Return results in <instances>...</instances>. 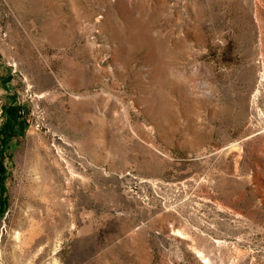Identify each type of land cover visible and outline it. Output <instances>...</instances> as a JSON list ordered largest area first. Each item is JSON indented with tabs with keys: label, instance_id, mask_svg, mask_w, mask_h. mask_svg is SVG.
<instances>
[{
	"label": "rangeland",
	"instance_id": "rangeland-1",
	"mask_svg": "<svg viewBox=\"0 0 264 264\" xmlns=\"http://www.w3.org/2000/svg\"><path fill=\"white\" fill-rule=\"evenodd\" d=\"M0 264H264V0H0Z\"/></svg>",
	"mask_w": 264,
	"mask_h": 264
},
{
	"label": "bare ground",
	"instance_id": "bare-ground-1",
	"mask_svg": "<svg viewBox=\"0 0 264 264\" xmlns=\"http://www.w3.org/2000/svg\"><path fill=\"white\" fill-rule=\"evenodd\" d=\"M175 76H176V78L178 79V80H183V77H184V75H183V73L181 72V71H177L176 73H175ZM105 123V122H104ZM103 124V123H102ZM106 126V125H105ZM37 228V229H36ZM35 229H36V232H34L36 235H37V233H39L38 231H39V227H35ZM41 230V229H40ZM30 231V230H29ZM40 235V234H39ZM30 236L31 237H29L27 240H25V238H24V241H23V246H24V250H25V248L28 246V245H30V242H33V241H31L32 239H33V237H34V234H30ZM32 244V243H31ZM14 253V252H13ZM24 253V252H23Z\"/></svg>",
	"mask_w": 264,
	"mask_h": 264
}]
</instances>
